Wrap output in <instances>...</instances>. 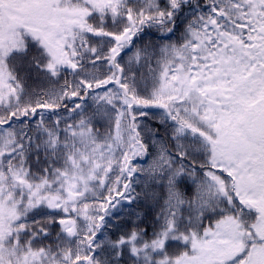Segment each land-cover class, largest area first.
<instances>
[{
	"label": "snow or ice",
	"instance_id": "obj_1",
	"mask_svg": "<svg viewBox=\"0 0 264 264\" xmlns=\"http://www.w3.org/2000/svg\"><path fill=\"white\" fill-rule=\"evenodd\" d=\"M0 264H264V0H0Z\"/></svg>",
	"mask_w": 264,
	"mask_h": 264
}]
</instances>
